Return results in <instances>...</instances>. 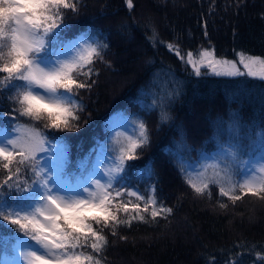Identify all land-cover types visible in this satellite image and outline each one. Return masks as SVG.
<instances>
[{
  "label": "snow or ice",
  "instance_id": "1",
  "mask_svg": "<svg viewBox=\"0 0 264 264\" xmlns=\"http://www.w3.org/2000/svg\"><path fill=\"white\" fill-rule=\"evenodd\" d=\"M124 2L129 10L134 8L133 0ZM82 6L83 0H0V99L6 98L11 109L7 115L0 113V227L12 230L0 234V264H105V230L126 241L120 228L156 223L173 214L172 207L158 201L154 184L145 195L127 182V162L140 159L138 150L151 142L143 117L110 120L107 131L123 127L132 134L107 151L97 142L75 165L66 138L48 134L79 131L87 123L86 118L81 122L86 107L76 97L97 84L93 77L99 75L98 61L111 67L105 59L110 45L98 30L90 27L72 39L62 35L69 28L67 13L78 16ZM148 40L153 47L164 44L185 70L191 66L190 77L264 81V56L234 49L235 59H228L218 57L214 47L182 54L178 43L160 40L154 26ZM164 75L167 88L142 106L146 114L159 109L158 129L174 121L171 109L184 95V83L174 71ZM250 94L237 89L230 93V102L242 103ZM260 100L264 110V95ZM213 125L217 150L208 154L201 149L194 161L185 155L192 149L178 129L176 151L170 149L169 155L184 182L195 196L207 194L209 199L214 185L219 197L233 206L245 196L264 200V121L245 123L239 110L230 109L227 120L217 117ZM138 174L151 179L154 172L146 165ZM217 203L220 209L228 207ZM236 248L242 251L229 255L225 264H242L244 254L256 250L244 242ZM257 262L264 264V247L256 252L253 264ZM207 264H216V257Z\"/></svg>",
  "mask_w": 264,
  "mask_h": 264
},
{
  "label": "trees",
  "instance_id": "2",
  "mask_svg": "<svg viewBox=\"0 0 264 264\" xmlns=\"http://www.w3.org/2000/svg\"><path fill=\"white\" fill-rule=\"evenodd\" d=\"M133 4L129 10L124 0H83L80 15L67 13L69 28L62 33L64 38L72 39L90 27L98 30L110 45L105 59L111 67L98 61L95 67L99 75L93 77L97 84L90 92L81 90L76 97L86 107L81 122L86 118L87 123L79 131L48 133L66 138L73 164L97 142L107 144L114 130L107 131L110 120L141 113L150 130L151 142L138 150L140 159L130 162L127 182L145 195L154 184L158 201L172 207L173 214L158 218L156 223L120 228L119 234L126 236V241L105 230L109 245L101 258H106L105 264H207L215 256L216 264H225L229 255L242 251L236 245L244 242L246 246L255 245L256 250L246 252L242 264H253L256 252L264 247V200L257 198L255 204L248 205L245 196L233 206L226 197H219L214 185L210 186L211 199L207 194L195 196L169 150L176 151L174 141L182 128L192 149L185 154L189 159L197 158L201 149L214 153L213 121L217 117L227 120L230 109L239 110L245 123L264 121L260 100L264 81L190 77L189 66L185 70L164 44L153 47L148 37L154 26L159 39L178 43L182 54L214 47L218 57L228 59L235 58L234 49L264 56V0H133ZM149 60L152 63H146ZM170 70L184 83V95L171 109L174 121L158 129L159 109L146 114L140 107L150 105L154 95L159 99V90L167 88L164 74ZM157 73L163 74L157 79ZM237 89L251 94L242 97V103L230 102V93ZM9 111L6 98L0 99V113L7 115ZM3 124L0 118V126ZM146 165L154 175L140 179L138 170ZM218 200L227 203V209H220ZM11 232L0 227V234Z\"/></svg>",
  "mask_w": 264,
  "mask_h": 264
},
{
  "label": "rangeland",
  "instance_id": "3",
  "mask_svg": "<svg viewBox=\"0 0 264 264\" xmlns=\"http://www.w3.org/2000/svg\"><path fill=\"white\" fill-rule=\"evenodd\" d=\"M199 49H201V48H199ZM199 49H197V51H195L194 52V55H196L197 53H198V51H199ZM235 59V58H234ZM190 68H191V66H189ZM202 70H206V69H202ZM207 71V70H206ZM142 104H141V110H142ZM10 112V111H9ZM142 112H144L143 110H142ZM136 116H140V117H143V115L140 113V114H137V115H134V117H136ZM129 118H132V117H130V116H128ZM143 119H144V117H143ZM147 119H149V117L147 118ZM133 128L135 127V125H133L132 126ZM118 133H121L122 135H117ZM132 134V131H131V129H125V128H123V127H114V130L111 132V134H110V137H109V139H108V142H107V144H104L103 145V147H104V150L105 151H107L109 148H115V147H117V141H121V142H123V140H124V136H126V135H131ZM213 152H215V151H213ZM110 154H112V153H110ZM83 158V157H82ZM197 158H192V160L194 161V160H196ZM76 162V161H75ZM75 162L73 163V165H75ZM130 162L131 161H128L127 163H128V165H130ZM72 171H75V169H73ZM72 171H70V172H72ZM209 172H211V169H209ZM234 179H237V177H233ZM134 190H136V191H138V189H135V188H133ZM139 192V191H138ZM139 193H141V192H139ZM142 194V193H141ZM247 197V198H246ZM245 198H246V201H245V203H247L248 205H253V204H255L257 201H258V199L256 198V199H254V200H252V199H250L248 196H246ZM134 199V198H133Z\"/></svg>",
  "mask_w": 264,
  "mask_h": 264
}]
</instances>
